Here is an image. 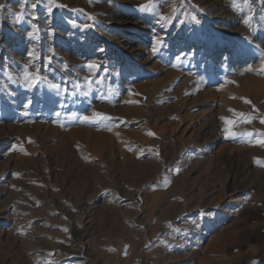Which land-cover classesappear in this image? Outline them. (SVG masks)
<instances>
[{"label": "rangeland", "instance_id": "1", "mask_svg": "<svg viewBox=\"0 0 264 264\" xmlns=\"http://www.w3.org/2000/svg\"><path fill=\"white\" fill-rule=\"evenodd\" d=\"M0 5V264H264V0Z\"/></svg>", "mask_w": 264, "mask_h": 264}, {"label": "snow or ice", "instance_id": "2", "mask_svg": "<svg viewBox=\"0 0 264 264\" xmlns=\"http://www.w3.org/2000/svg\"><path fill=\"white\" fill-rule=\"evenodd\" d=\"M32 6L35 7L36 5L33 4ZM0 7H2V5H0ZM142 7H143V6H142ZM49 11H51V8L49 9ZM22 17H23V12H22V11L19 12V13H16V18H17L18 20L21 19ZM245 23H247V21H245ZM30 35H31V33H30ZM90 67H97V65H90ZM25 75L28 76V75H30V74L27 73V71H26V72H25ZM262 123H264V121H262ZM260 143L264 144V141H261Z\"/></svg>", "mask_w": 264, "mask_h": 264}]
</instances>
